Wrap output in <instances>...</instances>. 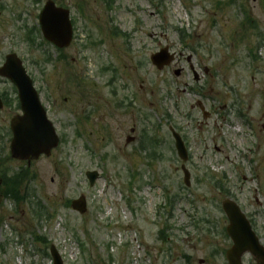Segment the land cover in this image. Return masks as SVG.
Here are the masks:
<instances>
[{
    "label": "rangeland",
    "instance_id": "obj_1",
    "mask_svg": "<svg viewBox=\"0 0 264 264\" xmlns=\"http://www.w3.org/2000/svg\"><path fill=\"white\" fill-rule=\"evenodd\" d=\"M46 1L0 0V65L20 58L60 139L31 165L28 202L0 203V264H52L50 246L64 264H227L223 199L264 246V0H51L73 23L60 52L31 32Z\"/></svg>",
    "mask_w": 264,
    "mask_h": 264
},
{
    "label": "water",
    "instance_id": "obj_2",
    "mask_svg": "<svg viewBox=\"0 0 264 264\" xmlns=\"http://www.w3.org/2000/svg\"><path fill=\"white\" fill-rule=\"evenodd\" d=\"M38 21L46 41L59 49L67 48L70 45L72 27L67 10L57 8L53 2L48 1L41 10ZM150 60L158 70H161L170 64L173 56L168 54L167 49H164L152 55ZM176 74L178 75V72ZM0 77L8 79L17 88L23 113L22 117H17L11 122L13 140L10 152L12 158L25 160L28 158L37 159L42 154L49 156L50 151L57 146L58 139L51 124L46 120L45 112L40 106L32 82L16 55L6 57L4 65L0 68ZM170 131L178 156L186 161L187 154L181 138L172 129ZM182 171L184 182L188 186L189 174L184 167H182ZM97 177L98 175L95 172L86 173V178L91 187ZM71 208L80 214H84L86 212L84 198L81 197L73 201ZM221 208L229 223L226 234L232 242V247L226 252L227 263L242 264V256L248 253L256 260V264H264V249L259 245L249 222L238 206L234 202L225 199L221 203ZM50 255L53 264H63L54 247L50 248Z\"/></svg>",
    "mask_w": 264,
    "mask_h": 264
},
{
    "label": "flooded vegetation",
    "instance_id": "obj_3",
    "mask_svg": "<svg viewBox=\"0 0 264 264\" xmlns=\"http://www.w3.org/2000/svg\"><path fill=\"white\" fill-rule=\"evenodd\" d=\"M55 51L58 50L55 49ZM0 82L5 85L8 84L10 86V94L7 93L6 89L0 90V99L4 106L3 109H9L8 111H14V114L10 115V118L12 119L14 116L20 114V106L17 97V91L9 81L0 78ZM38 96L41 102L43 98L42 92L40 94L38 93ZM49 112L50 110L48 111V113ZM1 113L2 110L0 111V114ZM7 113L8 115L10 114L9 112ZM11 119H0V123L3 126H0V203L4 200V197L10 195L12 191H22L23 188L25 189L27 187L29 181V169L34 163V161L28 162L27 160L16 161L10 157V142L12 135L9 125ZM6 123H8L7 128ZM41 158L42 157H40V159Z\"/></svg>",
    "mask_w": 264,
    "mask_h": 264
},
{
    "label": "trees",
    "instance_id": "obj_4",
    "mask_svg": "<svg viewBox=\"0 0 264 264\" xmlns=\"http://www.w3.org/2000/svg\"><path fill=\"white\" fill-rule=\"evenodd\" d=\"M26 40H27L28 42H31V41H32V38L29 36V34H27V36H26ZM150 142H152V140H150ZM144 143L147 144V143H148V140L146 139V141H144ZM153 155L155 156L154 153H153ZM13 199H14L16 202H18V199H17V198L13 197Z\"/></svg>",
    "mask_w": 264,
    "mask_h": 264
}]
</instances>
